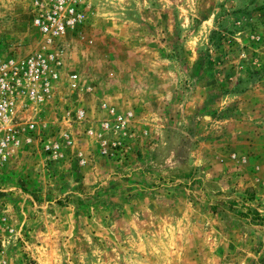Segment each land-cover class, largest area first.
Wrapping results in <instances>:
<instances>
[{
	"label": "rangeland",
	"instance_id": "1",
	"mask_svg": "<svg viewBox=\"0 0 264 264\" xmlns=\"http://www.w3.org/2000/svg\"><path fill=\"white\" fill-rule=\"evenodd\" d=\"M36 1L0 0V54L31 50ZM76 3L82 86L15 117L43 135L0 165V264H264V0Z\"/></svg>",
	"mask_w": 264,
	"mask_h": 264
},
{
	"label": "built area",
	"instance_id": "2",
	"mask_svg": "<svg viewBox=\"0 0 264 264\" xmlns=\"http://www.w3.org/2000/svg\"><path fill=\"white\" fill-rule=\"evenodd\" d=\"M85 20L76 0H37L30 17V24L37 32L31 50L23 54H0V165L7 160L12 148L32 144L35 137L43 135L39 131L42 126L33 118L16 123L19 112L28 106L50 102L60 87L70 92L80 90L79 75L66 67L62 42ZM99 109L104 114L97 121L98 135H121L131 120V112L118 113L104 104H100ZM75 116L79 121L84 120L85 109L77 108ZM39 140L45 152L55 151L56 144ZM66 142L71 141L66 139ZM104 142L100 141L102 148ZM109 143V148L119 144L115 140Z\"/></svg>",
	"mask_w": 264,
	"mask_h": 264
}]
</instances>
